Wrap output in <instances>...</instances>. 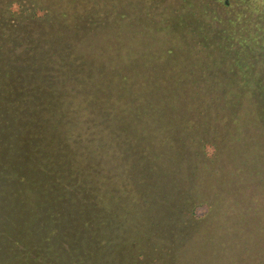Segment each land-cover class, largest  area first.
<instances>
[{
	"label": "trees",
	"instance_id": "1",
	"mask_svg": "<svg viewBox=\"0 0 264 264\" xmlns=\"http://www.w3.org/2000/svg\"><path fill=\"white\" fill-rule=\"evenodd\" d=\"M133 22L166 44L78 51ZM204 167L264 194V0H0V264H175Z\"/></svg>",
	"mask_w": 264,
	"mask_h": 264
},
{
	"label": "rangeland",
	"instance_id": "2",
	"mask_svg": "<svg viewBox=\"0 0 264 264\" xmlns=\"http://www.w3.org/2000/svg\"><path fill=\"white\" fill-rule=\"evenodd\" d=\"M158 18L161 23L162 15L158 14ZM148 29L134 22L115 29L100 23L93 28L81 30V34L85 31L87 35L81 39L77 48L108 67L121 66L126 61H135L144 55L146 57L144 51L150 47L159 49L166 44L158 35L160 33L164 36L162 32L156 29L158 33L155 35ZM148 31L151 33L148 34ZM226 170L231 171L232 168L227 165ZM211 173V168H200L192 190L194 199L204 201L196 209L200 226L184 245L175 264H264V211H261L264 210V194L256 189L255 182L247 183L242 172L240 175L229 176L230 180L240 179L236 185L225 178L219 181ZM228 181L225 196L231 197L230 194L236 192L238 195L235 197H244L243 211L228 213L225 210V201H222L224 196L217 188Z\"/></svg>",
	"mask_w": 264,
	"mask_h": 264
}]
</instances>
